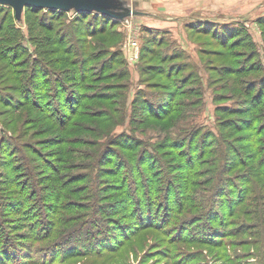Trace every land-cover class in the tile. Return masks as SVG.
Returning <instances> with one entry per match:
<instances>
[{"label":"rangeland","instance_id":"1","mask_svg":"<svg viewBox=\"0 0 264 264\" xmlns=\"http://www.w3.org/2000/svg\"><path fill=\"white\" fill-rule=\"evenodd\" d=\"M84 1L0 13V264H264V0Z\"/></svg>","mask_w":264,"mask_h":264},{"label":"water","instance_id":"2","mask_svg":"<svg viewBox=\"0 0 264 264\" xmlns=\"http://www.w3.org/2000/svg\"><path fill=\"white\" fill-rule=\"evenodd\" d=\"M0 0V4L8 5L12 7L14 10L19 11L21 8L25 6L37 7V8H53L59 10H65L67 5L72 3L74 4H83V7H79L81 10L90 11V7L92 3H88V1L84 0ZM80 1V3H79ZM84 1V2H83ZM78 8V9H79ZM133 14L131 11H127L122 16Z\"/></svg>","mask_w":264,"mask_h":264},{"label":"trees","instance_id":"3","mask_svg":"<svg viewBox=\"0 0 264 264\" xmlns=\"http://www.w3.org/2000/svg\"><path fill=\"white\" fill-rule=\"evenodd\" d=\"M7 7L10 8V9L12 8V7L8 6V5L0 4V13L3 12V11H6ZM23 8H25V10H28V9L29 10H34L36 7L34 8V7H31V6H25ZM37 9H40V8H37ZM48 9H49L50 12H55V14H58V13L60 14V13L63 12V11H60L59 9H57V10L56 9H52V8H48Z\"/></svg>","mask_w":264,"mask_h":264}]
</instances>
